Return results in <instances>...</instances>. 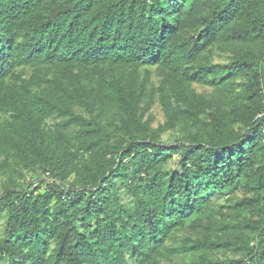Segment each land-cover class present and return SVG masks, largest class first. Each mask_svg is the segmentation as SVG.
<instances>
[{
  "label": "trees",
  "instance_id": "trees-1",
  "mask_svg": "<svg viewBox=\"0 0 264 264\" xmlns=\"http://www.w3.org/2000/svg\"><path fill=\"white\" fill-rule=\"evenodd\" d=\"M0 219V264H264V0H0Z\"/></svg>",
  "mask_w": 264,
  "mask_h": 264
},
{
  "label": "rangeland",
  "instance_id": "rangeland-1",
  "mask_svg": "<svg viewBox=\"0 0 264 264\" xmlns=\"http://www.w3.org/2000/svg\"><path fill=\"white\" fill-rule=\"evenodd\" d=\"M153 112H154V115H155V118H156V123L155 125L158 123V122H162L163 119H162V113L160 112L159 108L158 107H155L153 109ZM167 138V137H165ZM2 231H3V220L0 219V238L2 237Z\"/></svg>",
  "mask_w": 264,
  "mask_h": 264
}]
</instances>
